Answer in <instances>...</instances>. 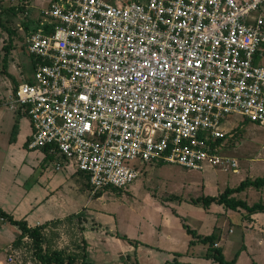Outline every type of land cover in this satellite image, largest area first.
Returning <instances> with one entry per match:
<instances>
[{
	"label": "built area",
	"instance_id": "built-area-1",
	"mask_svg": "<svg viewBox=\"0 0 264 264\" xmlns=\"http://www.w3.org/2000/svg\"><path fill=\"white\" fill-rule=\"evenodd\" d=\"M263 5L50 0L24 35L33 76L6 102L29 118L27 149L84 173L92 194L126 190L137 162L238 172L221 125L232 114L264 125Z\"/></svg>",
	"mask_w": 264,
	"mask_h": 264
},
{
	"label": "rangeland",
	"instance_id": "rangeland-1",
	"mask_svg": "<svg viewBox=\"0 0 264 264\" xmlns=\"http://www.w3.org/2000/svg\"><path fill=\"white\" fill-rule=\"evenodd\" d=\"M48 2L0 0V185L12 187L11 191L14 182L20 185L18 187L21 191L29 190L30 187H41L39 183L33 185L35 178L30 176V171L32 166L44 161L46 154L41 149H27L26 145L24 146L25 138L20 141L19 135L15 141H10L15 124L25 136L30 134L31 126L27 114H17L6 102L16 84L29 81L33 76L31 57L24 45V23L28 24L31 18L34 21L37 16L40 17V11L48 6ZM258 12L264 16V5ZM257 63H264V55ZM221 128L227 133L224 137L226 145L223 153L237 159L238 172L222 171L212 166L198 171L159 161L150 164L137 162L140 174L126 190L107 187L98 192L99 196H94L96 212H99V215L96 214V222L88 218L72 219L70 222L65 220L57 226L48 225L44 230L47 246L52 249H64L68 253L76 251V245L85 242L89 254L87 259L97 263L105 261L114 264H173L174 260L166 262L169 254L172 257L175 251H188L189 255L195 256L194 264H219L205 257H196L207 249V245L192 240V236L187 234L183 227L184 223L203 235L215 232L218 237L217 244L227 260L241 253L240 260L236 257V264H254V261L264 264V249L259 247V240L264 244V231L252 230L245 238L239 210L212 203L209 207L212 211L208 212L201 203H192V200L199 196H214L226 188L236 187L244 178L264 176V125L232 114L223 122ZM56 159L47 158V166L50 167L51 163L53 165ZM65 169L66 167L62 168ZM77 172L78 185L81 188L74 193L79 195V199L74 205H69L70 210L81 209L84 197L91 192L84 183L85 174ZM233 196L249 205L264 203V186H250ZM0 228V264H14L8 260L7 248L13 244L19 229L10 223L1 222ZM112 228L139 242L142 248L139 260L134 253L127 261H123V257L120 258V246L117 245L119 241L115 238L116 231ZM84 229L92 234L82 231ZM23 241L31 243L27 236ZM244 242L248 245L247 251L243 248ZM158 247L173 251L168 252ZM147 250H151L150 255L144 252ZM107 252H110L109 255H105ZM102 255L106 258H102ZM16 257V264L20 261L22 264H43L35 258L30 247L17 249Z\"/></svg>",
	"mask_w": 264,
	"mask_h": 264
},
{
	"label": "crops",
	"instance_id": "crops-1",
	"mask_svg": "<svg viewBox=\"0 0 264 264\" xmlns=\"http://www.w3.org/2000/svg\"><path fill=\"white\" fill-rule=\"evenodd\" d=\"M39 18L40 17L37 16V18H35L34 21L32 18L30 19V21L28 22L29 29H34L35 27H37ZM260 58L262 57L256 56L254 61L257 63V60ZM20 132H21L20 128L18 127V133L16 135V139L17 136L19 135L20 141L23 138H25L24 141H26L30 134L25 136L24 133H20ZM46 160L47 158L45 157L44 161ZM44 161L42 163H38L32 166L30 171L31 172L30 176H33V178H35L33 185L34 184L37 185V183H39L41 187L38 189H33V187L31 189L30 187L29 190L24 189L25 191H21L20 188L18 187L20 185L14 182L13 183L14 187L13 190L11 191L12 187H4L0 185V207L5 212L11 214L15 219L26 220L29 226H37L44 223H51L56 220L59 222L58 224H61V222L65 220L70 222L72 219L83 220L88 218H92L96 222V214H98L99 212H96V198H94L96 194H92V192H89L88 196L84 197V204L81 209H77V208L71 210L69 209L70 208L69 205H74L75 202L77 203L79 199V195L77 193H74L75 190H80L81 188L80 185H78L79 182L78 174H77L78 172L71 167L68 168L66 167L65 170H62V168L57 170L54 167V163L53 165L51 163L49 167L47 166V161L46 162ZM22 163L24 164L25 160H23ZM84 177H85L84 183L88 188V190H90L87 176L84 175ZM209 207H211V205ZM209 207L207 208L208 212L212 211L211 208ZM238 210L241 217V221H240L241 226L244 231L243 235L245 236V238L252 230H260V232L264 231V212H256L249 214L245 209L240 208ZM0 222L2 224L8 223V222H4L1 219ZM99 222L101 223V221ZM112 230L115 229L112 228ZM82 231H85L87 233L90 232L85 229ZM115 231L118 234L116 235L115 233L116 236L115 238L119 241V244L117 245L120 246V249L118 248L119 249L118 252H120L119 254L121 255L120 258L123 257L127 260L128 257L132 256V254L134 253L139 260L140 259L139 254L142 253V248H140L141 245H139V242L134 241L133 238L129 237L125 233H120L117 230ZM88 234H92V233H88ZM204 235H208V234H204ZM119 236L120 237L124 236L125 238H120ZM146 245L148 244L146 243ZM259 247L260 249H264V244L263 243L261 244V240H259ZM158 248L162 250H166L168 252L173 251L171 249H164L162 247H158ZM243 248L245 249V251H247L248 245L246 242H244ZM205 251L200 256L197 255L196 257L203 258ZM144 252L146 253V255L151 254V250H147ZM109 253L110 252H107L105 253V255H109ZM240 254L237 256L238 260H240L241 257ZM88 255L89 254L87 253V256ZM168 256L169 257L167 258L166 262L168 261L172 262L173 260H176L180 264H194L195 261V256L189 255L188 251L185 252L175 251L174 256L171 257V254H169ZM103 257L106 258L104 255H102V258ZM102 263L106 264L105 261H103ZM140 264L143 263L140 262ZM254 264H259V262L254 261Z\"/></svg>",
	"mask_w": 264,
	"mask_h": 264
},
{
	"label": "trees",
	"instance_id": "trees-1",
	"mask_svg": "<svg viewBox=\"0 0 264 264\" xmlns=\"http://www.w3.org/2000/svg\"><path fill=\"white\" fill-rule=\"evenodd\" d=\"M24 27L26 31L30 30L27 23H24ZM30 55V54H29ZM6 57V56H5ZM4 57V59H5ZM31 63L34 64L38 61L34 56L30 55ZM18 84L14 87H17ZM18 133V127L15 124L13 126L12 133L10 135V141L16 140V135ZM26 145V141L24 143ZM46 154V158L51 157L45 150H42ZM262 187L264 186V176H258L253 179L251 178H244L242 179L236 187L226 188L223 192L219 193L218 195H204L199 196L192 200V203L201 205L205 208H208L212 203L223 205L224 207L232 210H238L240 208L245 209L249 214L256 213V212H264V203L263 202H256L251 205L247 204L242 199H238L232 196L235 193L241 192L247 187ZM101 192V191H100ZM96 195H100V193H95ZM98 195V196H99ZM0 218L4 222H8L12 225H15L20 230V233L14 239L13 245L15 248H21L23 246L32 249L35 258L39 260L43 264H103L97 263L88 260L87 251L85 242H82L81 245H76V251L68 252L63 249H52L47 246V238L44 234V230L48 225L57 226L58 221H54L51 223H44L42 225L37 226H29L27 221L24 219H15L11 214L5 212L0 207ZM51 226V227H52ZM183 227L186 229L187 234L192 236V240H196L198 242L204 243L207 245V249L205 251L204 257L207 259H211L219 264H236V257L227 260L223 254V251L219 245L215 246L218 243V237L216 236L215 232L208 234V235H201L196 230L190 228L188 225L183 223ZM27 236L31 243H24L23 238ZM120 237V236H119ZM120 238H125L121 236ZM191 244V243H190ZM30 245V246H29ZM125 261H127L125 259ZM106 264H114V263H106ZM134 264H140L138 262H134ZM173 264H180L178 261L174 260Z\"/></svg>",
	"mask_w": 264,
	"mask_h": 264
}]
</instances>
